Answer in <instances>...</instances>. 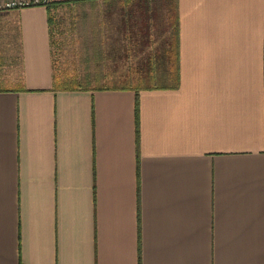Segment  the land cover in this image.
I'll list each match as a JSON object with an SVG mask.
<instances>
[{"label":"crops","instance_id":"1","mask_svg":"<svg viewBox=\"0 0 264 264\" xmlns=\"http://www.w3.org/2000/svg\"><path fill=\"white\" fill-rule=\"evenodd\" d=\"M42 1L0 10V264H264V0H176L179 85L138 92L55 87ZM112 1L130 74L156 25Z\"/></svg>","mask_w":264,"mask_h":264},{"label":"rangeland","instance_id":"2","mask_svg":"<svg viewBox=\"0 0 264 264\" xmlns=\"http://www.w3.org/2000/svg\"><path fill=\"white\" fill-rule=\"evenodd\" d=\"M156 3L157 10L153 9V7L155 8L153 4L151 7L148 6V11L146 13L142 12L139 8L134 7V15L129 16V18H131L130 20H132L130 25L133 24L137 28V26L147 23L148 19L151 23L156 25V29H153L151 33L149 32L147 36H150V39L157 37L154 40H162L165 37V32L163 31L162 26L166 21V10L168 7L165 0H159ZM168 3L172 5L171 1ZM121 8L120 3H115L113 1L108 6L99 3L91 4V2H85L74 7L63 6L56 11L57 16L66 21L64 27L70 25L72 23L71 21H74L76 24V27L71 28V32L61 35L57 33L55 37L57 38L60 35L56 47L53 48L55 66L58 68V73L60 75L61 72L62 74L70 75L71 73L75 75H92V78L96 75L99 80L102 79L101 81H103L104 79H109V82H112L113 84H124L126 82V80L121 79L124 75L114 73L118 71V69L111 68V66H113V63L118 64L119 54L122 55V57L125 55L132 57L139 56L141 52L134 51L133 49H121L123 40H125L124 31H126V33L128 32L123 24L117 20ZM104 11H108V14L110 12L112 13L110 14V21L108 20L107 23H110L113 32L111 35L115 38L113 45L116 47V50L114 51L108 49L110 43L107 41L106 44L93 43L90 41V36L88 37V42L84 40V38H86V32H90V26L88 25H93L98 28L100 25L99 22L104 20L105 16H109L106 15L107 13H104ZM135 35L137 39V33ZM130 36L131 35H128V37ZM152 79L153 78L148 77L144 78L145 81H151ZM133 81L135 83L141 82L139 77L134 78Z\"/></svg>","mask_w":264,"mask_h":264},{"label":"trees","instance_id":"3","mask_svg":"<svg viewBox=\"0 0 264 264\" xmlns=\"http://www.w3.org/2000/svg\"><path fill=\"white\" fill-rule=\"evenodd\" d=\"M96 0H61L51 1L48 3L47 8L49 10L55 9L60 5H69L72 7L80 5L85 2H95ZM106 1V0H105ZM146 0H142L140 10L144 13L147 11L144 6H147ZM166 10V21L162 26L165 32V37L159 40V43L143 56L140 63V68L132 70L133 73L122 74L121 79L126 80L124 84H113L109 82V79L99 80L96 75L92 78V75H75V74H61L54 76V84L57 88H63L68 90H85L89 88H119L126 89L131 88L135 92L143 89L153 88H176L179 85V73H178V19L176 12V0L173 5L168 4ZM133 12V8H128V13ZM52 16L49 14L48 21H52ZM146 33L148 30L147 24L142 27ZM161 28V27H160ZM168 60L167 68L166 61ZM158 66L162 67V73H158ZM139 77L141 82L135 83L134 78ZM153 78L151 81H145L144 78ZM120 79V78H119ZM137 106V100L135 101ZM137 110V107L135 108Z\"/></svg>","mask_w":264,"mask_h":264},{"label":"built area","instance_id":"4","mask_svg":"<svg viewBox=\"0 0 264 264\" xmlns=\"http://www.w3.org/2000/svg\"><path fill=\"white\" fill-rule=\"evenodd\" d=\"M42 3H44L42 0H0V10L22 8Z\"/></svg>","mask_w":264,"mask_h":264}]
</instances>
